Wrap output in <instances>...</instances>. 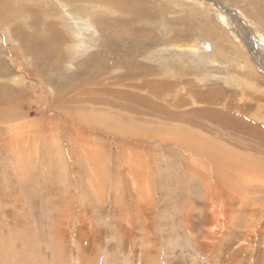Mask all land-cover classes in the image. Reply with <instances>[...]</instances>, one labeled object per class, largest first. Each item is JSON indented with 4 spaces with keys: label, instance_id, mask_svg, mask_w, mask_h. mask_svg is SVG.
I'll list each match as a JSON object with an SVG mask.
<instances>
[{
    "label": "rangeland",
    "instance_id": "rangeland-1",
    "mask_svg": "<svg viewBox=\"0 0 264 264\" xmlns=\"http://www.w3.org/2000/svg\"><path fill=\"white\" fill-rule=\"evenodd\" d=\"M104 2L0 0V264H264V0Z\"/></svg>",
    "mask_w": 264,
    "mask_h": 264
},
{
    "label": "bare ground",
    "instance_id": "bare-ground-1",
    "mask_svg": "<svg viewBox=\"0 0 264 264\" xmlns=\"http://www.w3.org/2000/svg\"><path fill=\"white\" fill-rule=\"evenodd\" d=\"M68 1H82V2H88V0H68ZM90 1H93V0H90ZM103 1V0H102ZM104 1H106V0H104ZM112 3V5L113 4H116V7H118V6H121V5H119L120 3L118 2H116V0L115 1H113V0H107V3ZM105 3V2H104ZM107 3H105V4H107ZM128 5H131V4H127V7H126V10H131V7L130 6H128ZM33 15H34V13H32ZM126 32V31H125ZM124 35V34H123ZM128 36V35H127ZM130 40V39H129ZM241 149V148H240Z\"/></svg>",
    "mask_w": 264,
    "mask_h": 264
}]
</instances>
